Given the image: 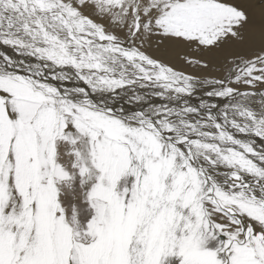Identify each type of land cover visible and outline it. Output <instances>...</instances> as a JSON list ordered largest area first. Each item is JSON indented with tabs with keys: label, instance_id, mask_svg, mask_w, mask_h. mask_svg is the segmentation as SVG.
Returning <instances> with one entry per match:
<instances>
[{
	"label": "snow or ice",
	"instance_id": "1",
	"mask_svg": "<svg viewBox=\"0 0 264 264\" xmlns=\"http://www.w3.org/2000/svg\"><path fill=\"white\" fill-rule=\"evenodd\" d=\"M0 264H264V0H0Z\"/></svg>",
	"mask_w": 264,
	"mask_h": 264
}]
</instances>
